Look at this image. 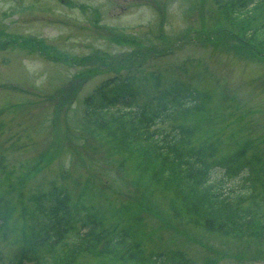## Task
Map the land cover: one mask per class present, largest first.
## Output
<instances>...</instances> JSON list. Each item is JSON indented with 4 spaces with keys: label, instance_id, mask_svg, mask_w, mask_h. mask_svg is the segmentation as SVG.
<instances>
[{
    "label": "rangeland",
    "instance_id": "rangeland-1",
    "mask_svg": "<svg viewBox=\"0 0 264 264\" xmlns=\"http://www.w3.org/2000/svg\"><path fill=\"white\" fill-rule=\"evenodd\" d=\"M233 34L218 0H0V204L15 207L0 234V264L24 245L32 226L49 225L39 209L60 188L76 221L57 245L54 258L62 264H141L79 240L89 215L138 230L146 254L264 264L260 241L177 213L172 193L151 181L140 158L114 144L110 130L90 123L83 103L127 78L142 101L181 82L205 100L164 125L187 128L195 145L217 155L246 149L264 160V53L245 50ZM223 175L216 173L224 190L248 189L244 175ZM55 253L46 252L48 263Z\"/></svg>",
    "mask_w": 264,
    "mask_h": 264
},
{
    "label": "trees",
    "instance_id": "trees-1",
    "mask_svg": "<svg viewBox=\"0 0 264 264\" xmlns=\"http://www.w3.org/2000/svg\"><path fill=\"white\" fill-rule=\"evenodd\" d=\"M218 2L224 9L230 31L238 35L245 50L256 48L264 53V0ZM113 36L121 35L114 33ZM22 44L31 46L30 42ZM122 81L119 85L111 82L84 97L85 115L90 123L110 130L114 136L111 140L117 147L140 158L142 169L151 181L172 193L177 213L194 217L228 236L252 238L264 244V160L249 156L246 149L217 155L215 150L195 145L187 128L164 125L175 114L199 108L206 97L202 91L178 82L154 99L145 97L142 101L134 79ZM216 173H223L227 179L244 175V180L250 182L248 189L226 191ZM39 212L51 223L40 231L38 226H32L25 233L24 245L6 264H50L46 252L51 247L56 250L51 264H62L54 258L60 256L57 245L76 224L67 190L60 188L54 192L51 201L43 203ZM14 213L12 205L0 204V234L7 233ZM82 230L83 233L81 229L77 231L78 237L84 242L102 243L103 253L108 256L120 254L122 260L141 264H193L179 252L147 255L138 241L139 231L106 226L95 215L85 218ZM205 264H215V261Z\"/></svg>",
    "mask_w": 264,
    "mask_h": 264
}]
</instances>
